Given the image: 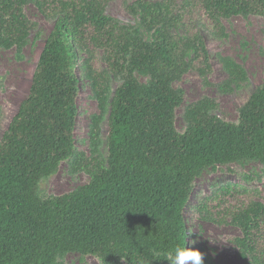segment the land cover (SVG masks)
I'll return each instance as SVG.
<instances>
[{"label": "trees", "instance_id": "1", "mask_svg": "<svg viewBox=\"0 0 264 264\" xmlns=\"http://www.w3.org/2000/svg\"><path fill=\"white\" fill-rule=\"evenodd\" d=\"M30 0H0V48H22L33 24L24 15ZM40 14L53 20L19 104L0 139V264H61L67 253L97 258L103 264H170L169 254L187 246L185 210L193 182L205 170L245 161L264 164V87L239 109L238 123L210 112L208 98L184 112L186 130H175V111L183 92L172 87L192 52L201 75L210 71L205 43L176 12V0H139L128 10L139 25L129 32L105 14L110 0H32ZM218 33L221 19L264 17V0H185ZM176 12V13H175ZM184 26V38L171 28ZM186 27V28H185ZM143 32H152L151 40ZM86 51V76L102 97L110 74L122 83L110 100L106 162L91 159L83 168L90 181L61 196L41 200L39 180L53 175L61 162L76 160V97L79 79L76 49ZM102 51L106 69H97ZM227 81L247 80L245 71L224 61ZM142 80H141V79ZM256 178L243 174L245 184ZM259 180V179H258ZM243 185L224 184L195 208L208 217L206 203L246 196ZM253 191L252 194H255ZM242 236L233 243L249 264H264V202L248 201L229 214Z\"/></svg>", "mask_w": 264, "mask_h": 264}, {"label": "rangeland", "instance_id": "2", "mask_svg": "<svg viewBox=\"0 0 264 264\" xmlns=\"http://www.w3.org/2000/svg\"><path fill=\"white\" fill-rule=\"evenodd\" d=\"M137 1L139 0H110L105 7V14L117 19L131 32L133 26L139 25V21L138 16L131 14L128 8ZM147 1L159 3L162 0ZM175 3L177 13L185 12L184 21L189 26L188 29L193 28L202 37L210 65V71L201 75L198 69L202 64L199 61L192 66L189 64L192 52L182 57L185 66L179 78L172 82L174 89L183 92V104L175 111V130L180 134L184 133L187 127L185 109L205 98L213 100L217 106L210 114L227 123L237 124L239 109L254 92L264 87V17L250 15L246 18L221 19L223 32L218 33L202 13H196L187 7L185 0H176ZM23 11L34 26L26 45L20 49L0 48V139L19 104L27 97L39 54L54 23L40 14L32 0L24 6ZM183 30L184 26L181 25L176 30L171 28L173 34L184 38ZM143 33L145 39L151 40L152 32ZM76 54L78 64L75 73L79 79L76 97L78 114L74 132L76 160L74 164L73 159L61 162L53 175L39 180L37 196L41 200L61 196L86 185L90 176L82 165L91 159L105 163L108 155L107 118L110 100L121 85L122 78L121 75L110 74L105 94L97 97L86 76L85 61L89 55L79 48L76 49ZM225 59L239 65L247 75V80L232 84L231 92H221L218 88L219 84L227 81L223 62ZM93 64L97 69H106L102 51L96 50ZM243 174L256 179L245 184ZM227 183L247 187L248 195L228 198L220 204L206 203L208 217L213 222L204 219L205 213L195 206L205 203L214 189ZM253 191L256 193L252 194ZM252 200L264 202V164L259 161H245L203 171L193 182V195L184 214L188 235L186 247L198 249L203 254L204 264H249L248 260L240 257L239 250L233 243L242 234L230 224L229 214ZM57 261L61 264H103L95 257L76 253L64 254Z\"/></svg>", "mask_w": 264, "mask_h": 264}, {"label": "clouds", "instance_id": "3", "mask_svg": "<svg viewBox=\"0 0 264 264\" xmlns=\"http://www.w3.org/2000/svg\"><path fill=\"white\" fill-rule=\"evenodd\" d=\"M167 260L170 264H204L203 254L198 249L189 248L186 245L175 247Z\"/></svg>", "mask_w": 264, "mask_h": 264}]
</instances>
